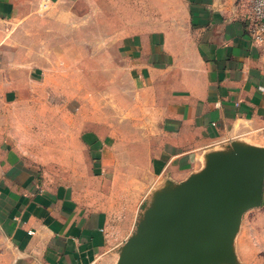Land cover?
Here are the masks:
<instances>
[{"label":"crops","instance_id":"1","mask_svg":"<svg viewBox=\"0 0 264 264\" xmlns=\"http://www.w3.org/2000/svg\"><path fill=\"white\" fill-rule=\"evenodd\" d=\"M156 1L157 25L150 21L146 0H0V22L27 31L34 18L48 20L47 28L72 29L87 28L92 19L99 25L101 16L124 18L127 34L118 48L127 78L148 98L143 107L161 112L153 154L157 175L169 177L156 187L161 207L174 205L193 175L214 160L264 153V45L253 44L248 33L251 0H177L185 24L171 29L160 14L165 0ZM33 2L39 9L27 8ZM30 40L23 45L0 37V230L13 247L12 264H120L135 237L123 235L116 242L111 220L118 207L91 206L75 186L55 182L46 167L23 155L15 109L28 91L35 96L42 75L35 68V39ZM7 46L29 48V58L17 53L7 59ZM81 133L75 142L81 152L104 143L96 130Z\"/></svg>","mask_w":264,"mask_h":264},{"label":"rangeland","instance_id":"2","mask_svg":"<svg viewBox=\"0 0 264 264\" xmlns=\"http://www.w3.org/2000/svg\"><path fill=\"white\" fill-rule=\"evenodd\" d=\"M136 5L141 8L139 2ZM145 5L150 21L157 25V1L146 0ZM26 6L39 9L35 2ZM160 14L165 28L184 27L182 6L177 0H165ZM100 20L101 26L92 19L87 28L72 29L47 28L48 20L34 18L29 24L34 28L27 31H16L12 23L0 22V37L29 45L32 36V45L37 46L32 50L38 62L35 68L42 70L36 92L32 91L35 96L28 91L15 109L22 123L23 155L39 168L46 167L55 182L75 186L80 199L91 206L115 204L118 208L113 209L111 225L119 242L123 235L137 237L154 229L161 208L156 187L169 177L158 176L153 162L161 137V112L143 107L148 106V98L129 82L119 52L118 43L127 34L121 26L124 18L101 16ZM28 52L26 47L3 49L7 59L20 53L25 60ZM79 56L84 62L81 66ZM21 68L24 73L26 67ZM23 73L19 74L22 79ZM10 115L12 120L13 113ZM85 130H96L104 143L79 151L75 142ZM63 137H68L64 144ZM201 171L193 176L206 170ZM212 252L203 264H264V191L261 205L245 211ZM14 258L12 245L0 230V264H12Z\"/></svg>","mask_w":264,"mask_h":264},{"label":"water","instance_id":"3","mask_svg":"<svg viewBox=\"0 0 264 264\" xmlns=\"http://www.w3.org/2000/svg\"><path fill=\"white\" fill-rule=\"evenodd\" d=\"M264 191V153L214 160L172 206H161L154 229L135 237L120 264H203Z\"/></svg>","mask_w":264,"mask_h":264},{"label":"built area","instance_id":"4","mask_svg":"<svg viewBox=\"0 0 264 264\" xmlns=\"http://www.w3.org/2000/svg\"><path fill=\"white\" fill-rule=\"evenodd\" d=\"M246 22L253 44L264 45V0L250 1V9Z\"/></svg>","mask_w":264,"mask_h":264}]
</instances>
